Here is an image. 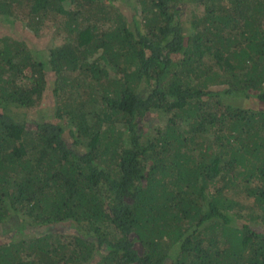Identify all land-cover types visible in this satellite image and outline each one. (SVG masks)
<instances>
[{"label": "trees", "instance_id": "1", "mask_svg": "<svg viewBox=\"0 0 264 264\" xmlns=\"http://www.w3.org/2000/svg\"><path fill=\"white\" fill-rule=\"evenodd\" d=\"M0 22L61 40L0 36V264H264V0Z\"/></svg>", "mask_w": 264, "mask_h": 264}, {"label": "rangeland", "instance_id": "2", "mask_svg": "<svg viewBox=\"0 0 264 264\" xmlns=\"http://www.w3.org/2000/svg\"><path fill=\"white\" fill-rule=\"evenodd\" d=\"M122 4H124L123 8H122ZM127 6H128L127 2L121 3V8L124 12L126 11L129 12V9H127ZM195 11H197L199 15L202 14V12L197 10L196 8H195ZM24 24H25L24 22L22 23L21 22H14V23L0 22V36L10 35V36L17 37L19 39H27L29 42L28 44L29 47H32L34 49H41V50H47L50 44H59L61 42L58 36L52 35L53 31L51 29L43 30L42 36L39 37V35L34 36L29 30H27ZM32 225H33L32 228L28 227L27 230H30V229L37 230L36 226L34 224ZM27 237H30V236L27 234L26 235L19 234L18 236L19 239L27 238Z\"/></svg>", "mask_w": 264, "mask_h": 264}]
</instances>
